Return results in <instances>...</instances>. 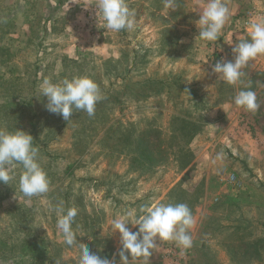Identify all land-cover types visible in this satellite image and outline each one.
<instances>
[{"label":"rangeland","instance_id":"374dc122","mask_svg":"<svg viewBox=\"0 0 264 264\" xmlns=\"http://www.w3.org/2000/svg\"><path fill=\"white\" fill-rule=\"evenodd\" d=\"M206 2L126 0L138 26L113 32L97 0H0V128L33 136L50 180L46 194L27 198L22 166H9L13 179L0 182V264H79L80 249L57 228L61 203L77 209L78 242L101 258L119 250V233L110 230L118 215L184 203L192 246L161 240L150 257L129 264H264V55L236 84L212 72L222 58L234 59L249 22L264 20V0H223L230 17L211 42L196 25ZM74 75H89L102 99L94 115L74 109L66 121L46 109L39 86ZM241 90L256 93L257 110L233 104ZM179 117L198 129L189 141L171 131ZM140 141L155 163L141 155ZM178 147L190 153L184 167L189 154Z\"/></svg>","mask_w":264,"mask_h":264},{"label":"clouds","instance_id":"9594fccd","mask_svg":"<svg viewBox=\"0 0 264 264\" xmlns=\"http://www.w3.org/2000/svg\"><path fill=\"white\" fill-rule=\"evenodd\" d=\"M96 8L106 22L105 29L113 32L135 30L137 25L135 11L130 9L126 0H97ZM196 20L199 26L198 37L206 41H217L230 17V10L223 0H207ZM248 39L240 40L232 47L233 60L221 59L212 67L217 77L228 83L236 84L244 73L241 69L249 61L264 55V20H252L248 24ZM41 95L47 98L46 109L69 120L74 109L94 115L97 102L102 99L99 85L89 75H74L59 82L44 79L39 86ZM235 106L248 111L259 108L256 93L241 90L233 98ZM33 136L17 128L7 131L0 128V182L8 184L13 176L9 166L14 162L22 166L19 176V190L27 198L46 194L50 189V180L38 160V148L33 146ZM223 153H218L212 163L222 160ZM58 215L57 228L64 242L76 245L80 249L79 264H129L132 259L150 257L158 241H173L177 247L187 249L192 246L189 229L193 215L184 203H153L139 209L129 210L111 221L110 230L119 233V250L112 259L101 258L83 243L78 242L73 230L77 216L75 207L65 208L61 203L55 209ZM128 225L137 228L132 231Z\"/></svg>","mask_w":264,"mask_h":264},{"label":"trees","instance_id":"16d2710c","mask_svg":"<svg viewBox=\"0 0 264 264\" xmlns=\"http://www.w3.org/2000/svg\"><path fill=\"white\" fill-rule=\"evenodd\" d=\"M178 122H179V127L177 128H174V129H171V131L175 132V134H182L183 136H185L187 138L186 141H189L191 140L198 132V129H196L195 127V124L191 122V120H188L186 119L185 117H179L178 118ZM192 125L190 126L191 127V130L188 129L189 125ZM177 129V130H175ZM175 130V131H174ZM172 132V133H173ZM174 134V133H173ZM140 145V149H141V155L144 156L145 158L151 160L152 163H155L156 159H154V154L155 152L154 151H149L148 149V143L147 142H143V141H140L139 143ZM179 149H182L186 155H188L189 158H187V160L183 161L181 163V167H184L186 164H188V162L190 161L191 157H190V153L187 149H184V147H178ZM158 161V160H157ZM254 242L253 244L256 246L255 249L256 250H259V245L260 243L257 242Z\"/></svg>","mask_w":264,"mask_h":264},{"label":"built area","instance_id":"2783aa9c","mask_svg":"<svg viewBox=\"0 0 264 264\" xmlns=\"http://www.w3.org/2000/svg\"><path fill=\"white\" fill-rule=\"evenodd\" d=\"M227 178L230 181V183H232V185L236 187L241 186V181L236 177L234 173L229 174Z\"/></svg>","mask_w":264,"mask_h":264},{"label":"crops","instance_id":"0c3cea01","mask_svg":"<svg viewBox=\"0 0 264 264\" xmlns=\"http://www.w3.org/2000/svg\"><path fill=\"white\" fill-rule=\"evenodd\" d=\"M164 27H167V25H165Z\"/></svg>","mask_w":264,"mask_h":264}]
</instances>
